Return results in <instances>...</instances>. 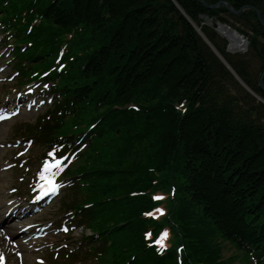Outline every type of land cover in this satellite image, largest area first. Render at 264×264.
<instances>
[{
  "label": "trees",
  "instance_id": "1",
  "mask_svg": "<svg viewBox=\"0 0 264 264\" xmlns=\"http://www.w3.org/2000/svg\"><path fill=\"white\" fill-rule=\"evenodd\" d=\"M205 1L247 11L208 10L199 0H0L16 42L31 43L15 51L31 71L47 70L70 37L58 89L72 117H49L40 129L58 135L97 123L70 174L84 178L79 207L90 206L89 227L108 243L105 264H177L176 246L182 264H250L249 253L264 264V104L246 91L264 100V28L255 13L264 21L263 0ZM227 17L240 23L246 52H227L215 27L202 25ZM171 186L168 218L145 220L148 194ZM169 223L174 243L159 257L143 232Z\"/></svg>",
  "mask_w": 264,
  "mask_h": 264
},
{
  "label": "rangeland",
  "instance_id": "2",
  "mask_svg": "<svg viewBox=\"0 0 264 264\" xmlns=\"http://www.w3.org/2000/svg\"><path fill=\"white\" fill-rule=\"evenodd\" d=\"M205 1V0H204ZM206 2V1H205ZM207 3V2H206ZM207 4H209V3H207ZM216 4V3H215ZM202 5V4H201ZM203 6V5H202ZM176 7H177V9L181 12V14H183V12H182V10L176 5ZM204 7V6H203ZM263 7H264V0H263ZM205 8V7H204ZM218 8H223V7H218ZM206 9H208V8H206ZM217 9V8H216ZM208 10H215V9H208ZM233 10V9H232ZM241 10V9H240ZM239 10V11H240ZM243 10V9H242ZM246 10V9H245ZM247 11V10H246ZM246 11H245V13H246ZM229 12V11H228ZM218 17H224V15L223 14H221V16L219 15ZM262 17V16H261ZM263 20V19H262ZM227 21H229L228 22V24H226V26H228L230 29H234V28H232V27H230V25H232L233 27H236L234 30H238V28L241 26L240 25V23L239 22H236V21H233V20H231L230 18H228L227 17ZM217 22H219V23H221L220 21H218V20H214V19H208L205 23L204 22H202V25H206V26H208V27H215L216 28V23ZM254 22V20H252L251 21V23H253ZM264 22V21H263ZM209 23V24H208ZM222 24V23H221ZM191 25H195V24H193L192 22H191ZM215 31V30H214ZM216 32V31H215ZM238 32V31H237ZM239 33V32H238ZM240 34V33H239ZM219 35V34H218ZM240 35H242V34H240ZM243 36V35H242ZM219 37L220 38H223V37H221L220 35H219ZM243 38L244 39H246L247 40V38H245L244 36H243ZM225 39V38H224ZM218 40H219V38H218ZM226 40V39H225ZM257 40L259 41V42H263L264 43V40L263 39H261V38H257ZM227 41V40H226ZM247 42H248V40H247ZM226 44H228V42L226 43ZM248 46V45H247ZM227 47V46H226ZM233 54H237V53H233ZM14 72V70L13 69H10L8 72H7V75H9V74H11V73H13ZM17 80H19V77H17L16 79H15V81H14V83L13 84H9V85H4V86H2V87H0V100H1V98L3 99V96H4V93L5 94H9L10 93V89L12 88V87H15V82L17 81ZM240 84H241V86L243 87H245V85H244V83L243 82H240ZM259 84H260V82H259ZM45 88H47V87H45ZM4 89V90H3ZM246 91L248 92V93H250L251 94V96L252 97H254L256 100H259L260 102H262V101H264V100H262V99H260L258 96H256L254 93H252L251 92V90L250 89H248L247 87H246ZM12 94V93H11ZM13 95H11V97H12ZM263 104H264V102H262ZM132 108V107H131ZM45 109H48L47 107H44V108H42L41 110H39V111H36V112H32V113H28V114H24V115H20V116H18L15 120H13V121H11V122H9V123H6V124H4V125H1L0 126V152H5V151H1V147H4V149H6V146H5V143H7V142H10V143H12L13 141H14V139H17V138H21V137H18V136H23V132H19V130L20 129H18V128H21L22 126H25V125H29V126H31L38 118H39V116H41L42 114H43V111L45 110ZM136 111V110H135ZM41 124V123H40ZM168 127H169V125H168ZM24 138L26 139V138H28L26 135H24ZM44 146H41L40 145V143H39V141L37 140V138H33V145H32V149H31V151H30V153H29V157H30V160H29V162H30V164H32V163H34V160H35V158H38V157H40L41 155H42V152H43V150H44ZM8 152H10V151H8ZM14 151H12V152H10V155L13 153ZM28 162V163H29ZM178 166H180V164H178ZM179 168V167H178ZM174 170V169H173ZM24 171L23 170H19V168H15V170H13V174H9V172H4V173H1L0 175H1V178H2V180L3 181H6V182H10V183H12V185L14 186V187H22V185H20L19 184V181L17 180V178L18 177H20L21 176V173H23ZM179 172V171H178ZM171 176H173V179L174 180H178L179 181V175H178V173L177 172H174V171H172L171 173H170V177ZM9 179V180H8ZM163 193L162 191H158V193ZM67 194V192L66 191H64V192H62V194H61V196L57 199V200H55L52 204H51V206L49 207V209L47 210V211H45L42 215H40L39 217H37L35 220L36 221H38V222H46V221H54L56 218H58V217H60L61 215H62V212H60V210L58 209L59 208V206H60V199L62 200V198H63V196H65ZM71 197V196H70ZM175 197V196H174ZM67 201V200H66ZM62 203V202H61ZM163 205L166 207V210H165V215H167V213L169 214V211H170V205H169V202L168 201H165L164 203H163ZM61 213V214H60ZM170 224V223H169ZM171 225V224H170ZM170 225H168L169 227H170V229H171V232L172 233H174V235H175V230H174V228H173V225H171L172 226V228H171V226ZM172 230H174V231H172ZM77 232H74L72 235H70V237H68V240L70 239V240H74L76 237H77ZM170 239V238H169ZM230 253V251L229 250H225V251H223V254L227 257L228 255H230L229 254ZM31 262H32V260L31 259H28V264H31ZM81 264H94V262L93 261H91L90 259H89V256H86L83 260H82V262H81ZM235 264H238V263H235Z\"/></svg>",
  "mask_w": 264,
  "mask_h": 264
},
{
  "label": "water",
  "instance_id": "3",
  "mask_svg": "<svg viewBox=\"0 0 264 264\" xmlns=\"http://www.w3.org/2000/svg\"><path fill=\"white\" fill-rule=\"evenodd\" d=\"M199 2L208 9H216L218 7H223L226 10H228L232 15L240 16L242 9H247V6L245 8H241L240 11H234L230 7V5L224 1H219L216 4H207L204 0H199ZM256 17L260 25L264 28V22L262 20L261 14L258 10H255ZM209 24V23H208ZM196 32L199 34V36L204 40V42L210 47V49L216 54V56L220 59V61L232 72V74L235 76V78L240 82V80L237 78V76L234 74V72L230 69V67L227 65V63L224 61V59L216 52V50L213 48V46L210 44V42L205 38V36L201 33L200 28L193 25ZM217 34H219L221 37L225 38L228 42L226 51L233 54V53H244L247 50L248 42L246 39L243 38L242 35H240L236 30L230 29L225 24H221L219 22L216 23V28H214ZM230 40H233L235 43L230 44ZM264 74V72H263ZM259 86L261 87V80ZM262 88V87H261ZM264 91V88H262ZM264 102V101H262Z\"/></svg>",
  "mask_w": 264,
  "mask_h": 264
},
{
  "label": "snow or ice",
  "instance_id": "4",
  "mask_svg": "<svg viewBox=\"0 0 264 264\" xmlns=\"http://www.w3.org/2000/svg\"><path fill=\"white\" fill-rule=\"evenodd\" d=\"M47 87V86H45ZM5 116L0 115V121L4 120ZM31 143V142H30ZM22 155V153H21ZM49 157H53V162H50L49 160H45L43 163V166L40 170L39 173V177L42 180L48 181L49 183H51V177H54L55 175L58 174V172L63 171V160L62 159H56L54 156L53 152H49L48 153ZM53 169H55V171H53ZM46 173H48V175H46ZM38 187L43 188V185H38ZM60 186L57 184H52V186L48 189L47 192H44V195H47L49 192H53L56 189H58ZM154 199L156 200H160L162 199V197H154ZM157 212H160V214H163L162 210L157 209ZM146 215L152 216L153 213H146ZM68 229H64V231H67ZM151 237V233H146L145 234V239H149ZM168 237V233L162 232L155 241H153V243L158 246V251H163L165 249V244L164 241L167 239ZM0 264H4V256L2 254H0ZM41 264H43V262H41Z\"/></svg>",
  "mask_w": 264,
  "mask_h": 264
},
{
  "label": "bare ground",
  "instance_id": "5",
  "mask_svg": "<svg viewBox=\"0 0 264 264\" xmlns=\"http://www.w3.org/2000/svg\"><path fill=\"white\" fill-rule=\"evenodd\" d=\"M235 42L233 40H230V44H234Z\"/></svg>",
  "mask_w": 264,
  "mask_h": 264
}]
</instances>
